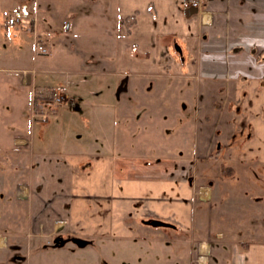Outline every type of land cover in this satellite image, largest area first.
I'll list each match as a JSON object with an SVG mask.
<instances>
[{"label":"crops","instance_id":"obj_1","mask_svg":"<svg viewBox=\"0 0 264 264\" xmlns=\"http://www.w3.org/2000/svg\"><path fill=\"white\" fill-rule=\"evenodd\" d=\"M182 2L111 3L116 27L110 74L122 78L110 87L126 149L136 122L167 123L173 113L175 126L161 135H174L175 153L165 146L158 149L164 158H147L96 146L35 154L31 140L29 181L12 185L21 196L16 194L14 208L26 211H14V231L0 234L1 250L14 236V251L21 253L25 236L38 264H66L45 254L60 251L71 238L85 237L86 248L90 238L98 245V239L131 244L134 236L145 237L167 251L181 250L186 233L188 264H264V0H204L203 14L212 20L207 25L183 10ZM76 3L98 11V0ZM129 16L135 17L127 32L123 20ZM86 64L98 76V56ZM90 71L64 73L81 75L86 83ZM30 88L41 91L33 81ZM132 100L144 111L134 110ZM82 101L77 97L71 110L84 111ZM17 136L29 137L12 138ZM25 149L15 153L29 161ZM4 181L6 186V176ZM56 236L59 244L52 242Z\"/></svg>","mask_w":264,"mask_h":264},{"label":"rangeland","instance_id":"obj_2","mask_svg":"<svg viewBox=\"0 0 264 264\" xmlns=\"http://www.w3.org/2000/svg\"><path fill=\"white\" fill-rule=\"evenodd\" d=\"M76 1L0 0V234L9 235L11 231H14V211L20 212L24 209V207L23 209L14 208L16 194L17 197L21 196L19 191L14 192L12 185L16 181L23 183L29 181L32 141L35 154L58 152L65 154L64 152L77 149L86 152L96 146L108 152L109 150L127 152L129 149V152L132 150L135 153L145 154L144 157L147 158H164L166 154L158 155V149H163L165 146L172 148V153H175L174 135L167 139L162 138L161 135H164L165 131L170 134L169 130L175 126L173 113L172 121L167 123L136 122L134 133L131 135L132 129L129 131L130 144L126 149V136L121 130L123 122L118 118V113L113 111L112 102L116 99L110 87L112 85L115 87L122 78V76L114 75L113 77L110 74L112 70L109 59L112 53L110 38L114 37L116 27V19L111 9L113 0H98V11L86 10ZM204 6V0H201L200 7L195 9L196 12L193 14L197 16L201 25L211 24L210 17L207 15L205 17L203 14ZM185 11L190 12V10ZM134 17L129 16L123 20L127 32ZM89 23H91L90 26ZM35 35L47 48V54H36L33 51ZM95 56H98V76H94V68L90 69L89 64H86L88 58L95 59ZM85 69L91 70V73H85L91 82L82 83L83 80L79 81L81 75L69 76L64 73L65 70ZM67 80L73 82L69 84V88L66 87ZM32 81L37 88L41 89L40 92L30 88ZM61 87L65 88V99L63 97L65 103L56 108L50 88L59 90ZM90 90L98 92V95H90ZM77 97L82 98L85 103L87 100L90 102V106L86 107L87 104L82 101L84 111L81 113L70 108L75 104L70 105L69 100L74 99V103ZM42 99L51 102L52 106L46 107L54 111L50 112L45 121L32 116L33 103L41 105ZM134 100L136 101V98ZM134 100L131 102L132 108L144 111L142 107L137 108L139 103L133 102ZM190 108L192 106L188 107ZM143 117L146 119L145 116ZM20 133L27 134L29 137L12 138ZM20 147L26 148L25 152L28 151L29 161L25 155H16L15 148ZM17 157L22 158V161H19L20 166L16 164ZM4 176L8 183L6 186ZM23 188L26 190L24 195H29L30 188L27 186ZM10 191L12 195H9ZM25 221L23 219V226ZM142 224L145 225V222ZM165 230L169 229L165 228ZM173 232L178 233L175 229ZM169 235L170 233H166V236H160L167 238ZM184 235L187 239L181 250L167 251L155 247L158 244L155 239L152 241L145 237L143 240V238L135 239L134 236L130 241L131 244L121 243L122 240L118 241L120 243L113 240L112 243L103 241L99 244L101 241L98 239V245H94L96 240L90 238L92 245L86 248L84 246L81 248L73 242L76 238H71L67 242L71 241L75 247L69 243L58 252L45 254L47 259L40 258L44 261L55 259L59 260L58 262L64 259L66 264H178L179 260L188 264L189 238L186 233ZM7 237L9 247L8 250L0 249V264H38L37 254L27 250L25 236L23 237L25 247L21 253L14 251V236ZM111 237L113 236L109 239H112ZM63 238L67 239V236ZM4 239L5 236L0 235V246H3ZM78 239L86 240L82 236ZM45 242L44 240L42 243ZM52 242L59 244L62 241L57 240L56 236ZM174 245L175 243L171 246ZM13 254H19L18 256L23 258L22 261L15 259Z\"/></svg>","mask_w":264,"mask_h":264},{"label":"built area","instance_id":"obj_3","mask_svg":"<svg viewBox=\"0 0 264 264\" xmlns=\"http://www.w3.org/2000/svg\"><path fill=\"white\" fill-rule=\"evenodd\" d=\"M201 4V0H185L183 3V10H191V9H198L200 7ZM33 51L36 54H47V48L45 47V45L38 39V37L35 35L33 38ZM70 83L66 84V87H69ZM65 88L61 87L59 88V90H57L56 88L53 89L51 91V97H53L54 100V105L57 107H59V105L65 103V101H63V97H64V92ZM65 99V97H64ZM43 101H40V104L37 103H33V113L32 116L33 117H38L40 121H45L46 118H48V116L53 113V110H49L46 106H52L51 102H46L44 99H42ZM70 101V105L74 104L73 103V99L69 100ZM37 105V106H36ZM53 111V112H51ZM51 112V113H50ZM32 117V118H33ZM62 224V223H60Z\"/></svg>","mask_w":264,"mask_h":264},{"label":"water","instance_id":"obj_4","mask_svg":"<svg viewBox=\"0 0 264 264\" xmlns=\"http://www.w3.org/2000/svg\"><path fill=\"white\" fill-rule=\"evenodd\" d=\"M190 12H192V13H195L196 12V10L194 9V10H190ZM75 242H76V244H78L79 246H84L85 245V241H80V240H75Z\"/></svg>","mask_w":264,"mask_h":264},{"label":"trees","instance_id":"obj_5","mask_svg":"<svg viewBox=\"0 0 264 264\" xmlns=\"http://www.w3.org/2000/svg\"><path fill=\"white\" fill-rule=\"evenodd\" d=\"M53 90V88H50V92Z\"/></svg>","mask_w":264,"mask_h":264}]
</instances>
